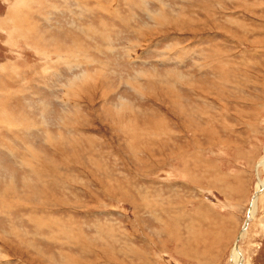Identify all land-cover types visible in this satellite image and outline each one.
Here are the masks:
<instances>
[{
    "label": "rangeland",
    "instance_id": "1",
    "mask_svg": "<svg viewBox=\"0 0 264 264\" xmlns=\"http://www.w3.org/2000/svg\"><path fill=\"white\" fill-rule=\"evenodd\" d=\"M262 157L264 0H0V264H264Z\"/></svg>",
    "mask_w": 264,
    "mask_h": 264
},
{
    "label": "bare ground",
    "instance_id": "2",
    "mask_svg": "<svg viewBox=\"0 0 264 264\" xmlns=\"http://www.w3.org/2000/svg\"><path fill=\"white\" fill-rule=\"evenodd\" d=\"M257 165L258 166L260 165L261 167L264 168V157H262L260 159V161L258 162ZM263 190H264V179L261 181L258 180L257 186H256V191H255L254 196L252 197V200L250 202L249 217L245 223L246 225H247L248 221L251 220L250 218L254 216V213L256 211V202L258 200L257 198H258L259 194H261L263 192ZM245 235H246V229H244L241 232V236L240 235L239 236L242 239ZM235 243H236V246L232 249V252H231V264H241V254L239 251L238 242L236 241Z\"/></svg>",
    "mask_w": 264,
    "mask_h": 264
}]
</instances>
